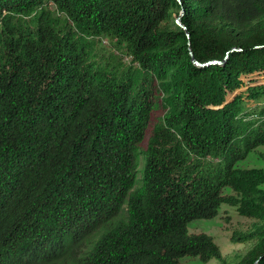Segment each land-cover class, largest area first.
<instances>
[{"label":"trees","instance_id":"1","mask_svg":"<svg viewBox=\"0 0 264 264\" xmlns=\"http://www.w3.org/2000/svg\"><path fill=\"white\" fill-rule=\"evenodd\" d=\"M253 75L264 0H0V264L224 262L187 231L224 204L264 264Z\"/></svg>","mask_w":264,"mask_h":264},{"label":"rangeland","instance_id":"2","mask_svg":"<svg viewBox=\"0 0 264 264\" xmlns=\"http://www.w3.org/2000/svg\"><path fill=\"white\" fill-rule=\"evenodd\" d=\"M105 43L100 42V46L105 50L110 49L108 40L104 39ZM124 62L127 60L124 57ZM246 84L255 83L263 84V75H253L250 78H243ZM246 89H241L244 91ZM240 90V91H241ZM240 91H237L239 93ZM253 106V105H252ZM163 111L157 110L153 112L151 116V125L148 129L147 136L151 132V127L160 118ZM145 146V145H144ZM143 157L139 158V169H143ZM239 169H264V146L257 148L250 153L244 160L237 163ZM264 190V185L261 186ZM224 195H234L230 189L224 190ZM253 220L241 216L236 207L229 205H222L218 210V214L211 220H195L187 225V231L189 234H205L210 236L214 243L219 247L224 262L218 260H210L206 263L200 261L198 258L185 257L180 260V264H238L243 256L252 249L254 241L247 243L232 241V235L237 232H244L250 230Z\"/></svg>","mask_w":264,"mask_h":264},{"label":"water","instance_id":"3","mask_svg":"<svg viewBox=\"0 0 264 264\" xmlns=\"http://www.w3.org/2000/svg\"><path fill=\"white\" fill-rule=\"evenodd\" d=\"M182 14H183V11H181L180 15L178 16V18L176 19V23L179 27H181L183 30H185V27H183L180 23V20H181V17H182ZM188 36V34H187ZM192 62L196 65V66H204V65H200L198 64L195 60L192 59ZM209 64H213V65H221L222 63L220 62H210L208 64H205V65H209Z\"/></svg>","mask_w":264,"mask_h":264},{"label":"built area","instance_id":"4","mask_svg":"<svg viewBox=\"0 0 264 264\" xmlns=\"http://www.w3.org/2000/svg\"><path fill=\"white\" fill-rule=\"evenodd\" d=\"M103 43H105V41H103ZM125 59L127 60V63L130 61V57H126Z\"/></svg>","mask_w":264,"mask_h":264}]
</instances>
